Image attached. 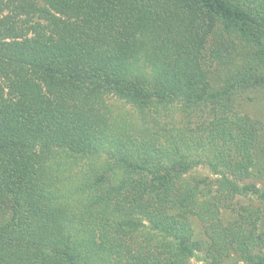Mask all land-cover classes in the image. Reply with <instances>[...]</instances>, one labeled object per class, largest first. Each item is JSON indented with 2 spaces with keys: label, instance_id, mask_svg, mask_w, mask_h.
Wrapping results in <instances>:
<instances>
[{
  "label": "trees",
  "instance_id": "trees-1",
  "mask_svg": "<svg viewBox=\"0 0 264 264\" xmlns=\"http://www.w3.org/2000/svg\"><path fill=\"white\" fill-rule=\"evenodd\" d=\"M261 184L264 0H0V264H264Z\"/></svg>",
  "mask_w": 264,
  "mask_h": 264
},
{
  "label": "rangeland",
  "instance_id": "rangeland-1",
  "mask_svg": "<svg viewBox=\"0 0 264 264\" xmlns=\"http://www.w3.org/2000/svg\"><path fill=\"white\" fill-rule=\"evenodd\" d=\"M107 104H108V106L111 107L112 111L115 112L114 114H116V115L122 114L123 117H127V118L130 116H133V115L136 116L135 110L132 108V106L127 104L125 101L119 99L118 97H115L113 95L107 97ZM199 172L201 174H204V175L210 174V172L205 170V168L199 170ZM261 186L264 189V184H261ZM202 233H203V229L201 227H199L197 229L198 239L203 238ZM191 262L193 264H206V261L203 257V254L200 251H198L197 255L195 257H193Z\"/></svg>",
  "mask_w": 264,
  "mask_h": 264
}]
</instances>
